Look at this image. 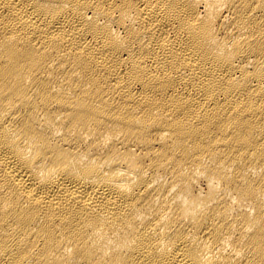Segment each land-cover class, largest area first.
<instances>
[{"label":"bare ground","instance_id":"bare-ground-1","mask_svg":"<svg viewBox=\"0 0 264 264\" xmlns=\"http://www.w3.org/2000/svg\"><path fill=\"white\" fill-rule=\"evenodd\" d=\"M0 264H264V0H0Z\"/></svg>","mask_w":264,"mask_h":264}]
</instances>
